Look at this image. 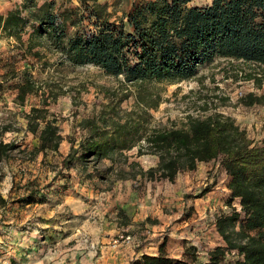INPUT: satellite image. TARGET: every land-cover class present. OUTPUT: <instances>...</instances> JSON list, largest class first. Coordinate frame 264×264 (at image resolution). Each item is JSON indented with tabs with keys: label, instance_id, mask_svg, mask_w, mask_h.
Masks as SVG:
<instances>
[{
	"label": "trees",
	"instance_id": "trees-1",
	"mask_svg": "<svg viewBox=\"0 0 264 264\" xmlns=\"http://www.w3.org/2000/svg\"><path fill=\"white\" fill-rule=\"evenodd\" d=\"M78 1V6L62 7L55 0H22L0 14V29L14 40L2 80L18 79L14 89L20 105L31 95L42 98L26 114L28 129L40 141L37 152H59L63 136L56 118L49 117V106L68 90L55 80H37L36 64H93L109 75H122L126 85L191 79L216 55L264 64V0H212L203 6L192 5L193 0H129L128 10L117 18L107 2ZM128 97L115 91L98 113L80 121L86 135L77 146L71 139L63 164L78 156L84 163L117 162L138 147V155L148 152L159 159L156 166L139 167L142 178L174 182L200 162L220 160L229 177L231 211L216 217L222 242L209 251L206 264H264V135L256 143L222 114L190 115L181 127H152L150 109L158 107L160 96L137 95L134 107L123 109ZM239 102L264 107V92H249ZM14 146L1 141L0 160ZM135 166L136 161L129 165L132 171ZM32 196L21 200L32 203ZM236 199L240 210L233 205ZM164 246L159 254L145 253L133 264H198L195 256L176 258ZM229 253L235 258L228 259Z\"/></svg>",
	"mask_w": 264,
	"mask_h": 264
},
{
	"label": "rangeland",
	"instance_id": "rangeland-1",
	"mask_svg": "<svg viewBox=\"0 0 264 264\" xmlns=\"http://www.w3.org/2000/svg\"><path fill=\"white\" fill-rule=\"evenodd\" d=\"M21 1L0 0V13L6 15L10 8ZM44 1L39 0L40 3ZM55 1L57 6L62 7L79 5L78 0ZM101 1L107 2L110 10L116 12L115 18L122 16L129 7V0H120L117 5L116 0ZM207 1L193 0L191 4L203 6ZM13 42L0 29V142L15 145L9 151V156L0 160V264H50L42 263L39 258L50 250L55 252L58 246L56 240L52 241L55 237L49 231L52 229L56 233L60 229L51 224L54 219L90 218L102 220L109 226L110 222H114L117 228L106 234L110 236L120 230L136 237L138 245L133 247L136 252L145 244L157 241L156 236L150 234L156 225H165L158 237L160 246L165 244V250L170 248L172 225L184 220L205 221L207 228L202 233L205 235L208 231L209 237H200L201 230L193 231L199 226L195 223L190 234H185L189 238L183 240L187 245L184 246L182 258L195 256L197 259V251L206 252L209 244L218 243L221 237L213 224L221 212L231 211L225 189L228 177L220 160L200 162L195 170L179 173L174 182L142 178L139 167L146 170L156 166L159 159L156 154L148 152L138 155V147L126 151L124 155L127 159L117 158V162L103 159L84 163L79 156L67 166L63 161L71 152V139H75L77 146L86 135L80 121L98 113L115 91L129 93L121 104L123 109L134 107L137 95L149 93L160 96L158 107L150 109L152 127H181L190 115L206 118L222 114L233 118L258 143L264 135V107L244 106L239 99L249 92H264V64L216 55L202 64L191 79L154 81L142 85H126L122 75H109L93 64L74 66L64 63L47 68L36 64L33 73L37 80H55L64 90H68L49 106V117L56 118L63 136L59 152L48 150L43 153L36 151L40 141L28 129L26 119L31 107L41 104V96L31 95L24 105H20L15 102L17 91L14 86L18 79L3 81L1 77L6 60L14 53ZM133 161L138 162L139 166L132 171L129 165ZM132 173H137V176L131 178ZM188 183L191 184L187 186ZM212 190L216 191L212 199L206 200L203 196ZM31 193L34 202L21 200ZM71 196L83 202V213L73 212L70 205L64 204L66 198L73 199ZM233 205L240 210L238 199L233 201ZM47 240L53 243L47 245L49 249L46 248L45 253L39 252ZM73 244L70 241L65 246ZM103 252L100 247L97 248L92 264H97ZM134 256L126 259L127 263L124 264H133ZM227 258L234 259L235 255L229 253ZM118 264H122L121 261Z\"/></svg>",
	"mask_w": 264,
	"mask_h": 264
},
{
	"label": "crops",
	"instance_id": "crops-1",
	"mask_svg": "<svg viewBox=\"0 0 264 264\" xmlns=\"http://www.w3.org/2000/svg\"><path fill=\"white\" fill-rule=\"evenodd\" d=\"M212 0H208L206 4L210 3ZM205 4V5H206ZM8 12V11H7ZM3 14V13H0ZM193 171V170H192ZM192 174H188V176H191ZM226 176L228 177L227 173ZM202 178V177H201ZM193 184V181H190ZM229 182V177H228ZM191 183H188L190 185ZM194 185H192L193 187ZM189 188H191L189 186ZM225 189L227 190V194L230 195V189L228 188V184L225 186ZM213 192H216L214 190L207 192L203 197H206V200L212 199ZM72 197V196H71ZM73 199L66 198L64 201L65 205H70L73 212L77 213H83L85 205L83 202H80L78 199H75V197H72ZM201 199V198H198ZM216 200V199H214ZM218 201V200H217ZM219 202V201H218ZM217 204V203H216ZM206 205H204L205 208ZM211 208V205H208ZM206 212V211H205ZM204 212V213H205ZM91 213V211H90ZM106 219V218H105ZM107 220V219H106ZM111 225L109 226L108 223L102 221V220H91L90 218H74L72 220H57L54 219L51 224L53 226H58L60 229L56 231V233L53 232L52 229L49 231L52 232V236L55 238L52 240H56L58 243V246L56 247L55 252L48 251L45 253V249H49L47 246L48 244H51L53 242H50L49 240L46 241V245H41L43 248L39 249V252L45 253L44 256L40 255V260L48 262L50 264H81V261H83L82 264H92V260L95 257L94 253L97 252V248L100 247L101 251H104L103 254L99 256L97 264H118L119 261H121L122 264L127 263L126 259H128L130 256H135L132 258L133 260L140 258L143 254H150V255H157L159 254L160 250V240H159V234L161 229L164 228L165 225H156L154 226V229H152L151 233L148 231V233L151 234V236H156L155 239L157 241L155 242H149L148 244H145L142 248H139L138 251L133 247L127 246V247H121L119 250H113L110 247V241L111 238L120 232V230H116L113 232L110 236L106 234L109 230H115L117 227L114 225V222H110ZM197 223L190 221V220H184L175 222L172 225L173 231L171 233L172 237L169 241L172 242L170 248H166L169 255L176 257V258H182V253L185 251L184 246L187 244L183 243V240L186 237V233L190 234L189 232L191 227L194 226V224ZM197 227L193 228V231L195 230H201L200 237H205L206 239L208 236V231H206V234L202 233V230L207 228L206 222L203 221L202 223H197ZM213 227H216V224H213ZM55 230V229H54ZM59 235V237H56ZM193 235V234H191ZM220 237V236H219ZM106 240L107 243L103 244ZM74 242L73 246H65L68 242ZM221 243V239L218 241V243H213V245H218ZM209 249L206 252H203L202 250L197 251L196 253L199 254L197 256V263L198 264H206L209 260V251L214 248L212 244H209ZM109 249L108 251H105ZM202 253V254H201ZM21 254V253H19ZM202 255V257L200 256ZM30 256V255H29ZM43 257V259H41ZM21 259L22 257H18ZM26 258V257H25ZM32 259H37L36 256ZM204 258V259H203ZM84 259V260H83ZM88 259H91L88 260ZM203 259V260H202ZM132 260V261H133ZM202 260V261H200ZM23 262V261H21ZM39 262V261H38ZM44 264V263H43Z\"/></svg>",
	"mask_w": 264,
	"mask_h": 264
},
{
	"label": "built area",
	"instance_id": "built-area-1",
	"mask_svg": "<svg viewBox=\"0 0 264 264\" xmlns=\"http://www.w3.org/2000/svg\"><path fill=\"white\" fill-rule=\"evenodd\" d=\"M138 245L136 237L126 233L119 232L111 238L110 247L113 250H119L121 247H136Z\"/></svg>",
	"mask_w": 264,
	"mask_h": 264
}]
</instances>
